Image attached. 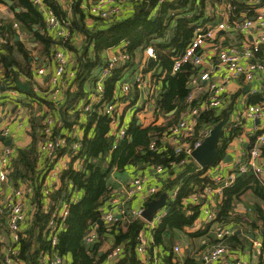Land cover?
Here are the masks:
<instances>
[{"label": "trees", "instance_id": "obj_1", "mask_svg": "<svg viewBox=\"0 0 264 264\" xmlns=\"http://www.w3.org/2000/svg\"><path fill=\"white\" fill-rule=\"evenodd\" d=\"M12 1L13 5L10 8H20V11L15 12L17 23L36 37L44 51V56L49 57V60L53 62L54 53L59 46H62V42L48 33L45 17L40 9L33 3V0ZM43 1L48 7L53 8L61 19H65L70 24L69 27L73 35L66 42V47L76 53L73 68L76 71V76L71 78L68 74L65 75L64 87L66 85V88L62 95L65 100L60 109L50 99L49 88L43 90V95L37 94L33 90L34 71L29 59L30 51L20 40L11 43L16 30L13 29L11 23L5 25V20L0 17V39H3L0 40L2 84L20 90L17 87V81L25 77L31 86L26 97L32 102L33 100L38 102L42 108L40 115L32 117L31 120V144L25 148L15 147L16 157L12 163L11 177L18 182L27 180L34 183L35 191L32 201H34L37 211L31 226L21 230V238L13 247L19 251L20 260L27 264H43V253L60 256L64 259L63 264H101L116 248H120V252L115 264H144L136 255V247L140 244V234L148 227L142 216L123 214L120 215L121 217L117 216V220L114 223H109L110 225L107 224L108 222L104 224L98 222L103 219V205L111 200L113 194V188L108 178L109 174L114 168L122 169L128 165H146L152 168L161 165L169 173L163 189L154 195L156 197L163 191L168 193L165 204L166 214L161 222L152 228L156 244L163 242V235L167 230H184L187 226H193L201 214L202 205L190 202L184 204L183 200L192 193L203 189L206 184H212L211 177L206 173L215 163L201 168L195 160L184 153L178 155L175 145L166 138L169 137L171 128L179 122L182 113L187 112L190 106L191 108H202L197 99L187 101L191 92L190 78L193 74L198 75L200 68L186 64L180 71L172 73L174 58L182 53L191 41L197 22L200 20L197 15L188 16L187 14L193 10L197 0H168L164 2L161 0H128V3L132 4V11L126 15L120 14L112 20L92 16L88 9L85 10L82 7V0L75 2L71 0L65 2L61 0ZM262 2L264 3V0ZM0 3L7 5L6 0H0ZM233 4L236 14L245 11L247 18L256 15L254 8L246 6L243 0L233 1ZM69 8L71 15L68 12ZM89 19L94 20L93 25L87 24ZM77 33L83 35L84 39L81 52L74 45ZM124 42H128L126 49L131 54L132 60L118 63L106 78L104 101L114 99L115 88L118 81H121L124 68L134 63L135 50L144 45L147 47L153 45L157 59L149 64L145 71H151L157 65L164 69V74H159L158 67L156 68L154 80L157 87L152 98L155 99L158 108L155 114L156 119L162 115L166 121L160 125L152 124L143 127L138 123V117L134 115L127 128L128 137L117 141L111 134L112 119L98 110L102 102L96 104L95 110L88 114L83 113L80 103L84 96L95 91L96 79L106 65L105 51L112 47H119ZM171 47H176V51L166 50ZM263 51L259 54L262 55ZM68 71L71 70L68 69ZM89 83L90 86H88ZM91 86L92 91L90 92ZM261 101L264 100L261 99ZM47 106L54 108L55 118L57 113L59 114V124L56 129L54 128L53 137L67 136L68 139V145L60 149L59 154H72V143H81L76 156L72 158V163L61 175L62 185L52 193V199L57 204L71 198L65 227L59 233L57 244L54 246L47 231L53 206H50L51 209L48 211L43 208L45 195L41 187L46 170L51 167L52 163L49 158H45V163L39 167L36 159L38 146L46 138L43 112L44 107ZM173 110L175 112L171 114ZM83 117L84 121H82ZM225 117L224 113L219 114L214 108L200 110L195 127V139ZM81 123H84L82 126L84 133L78 140L71 136L73 132L71 130L76 124L81 125ZM59 129L65 130L59 131ZM240 130L242 129L238 127L225 130L219 144L216 163L225 158L227 145L240 133ZM153 141L156 142L155 150L151 149ZM262 150L264 153V147ZM76 157L84 159L83 168L75 169L73 167L72 164ZM183 159H186V162L181 164ZM70 184H73L72 188H70ZM177 187L179 188L178 194L176 198H172L170 192ZM255 188L257 196L264 200V185L260 183L257 176L252 172L237 173L234 182L222 191L221 201L216 206V219L208 223L204 231L197 234L213 233L214 228L219 224L226 226L233 220L242 221L233 216L232 211L241 196L248 189ZM78 191H83L80 198L75 195ZM75 198L78 200L74 201ZM256 209L259 218L264 222V209L261 206ZM0 218L5 222V215L1 214ZM253 227L258 226L253 223ZM92 231L97 233V240L94 243L86 240V236ZM113 236L115 237L114 248L99 256L98 250L101 245ZM226 238L238 244L242 235L234 231ZM217 240L219 239L217 238ZM91 244L95 245L94 248H91ZM68 256L71 258L69 262ZM4 258V252H0V264H4ZM260 264H264V249L263 254L260 255Z\"/></svg>", "mask_w": 264, "mask_h": 264}, {"label": "built area", "instance_id": "obj_2", "mask_svg": "<svg viewBox=\"0 0 264 264\" xmlns=\"http://www.w3.org/2000/svg\"><path fill=\"white\" fill-rule=\"evenodd\" d=\"M62 1V0H61ZM73 2L78 0H71ZM83 1V0H82ZM168 0H161V2ZM128 0H90L87 6L88 12L97 18L112 20L118 15L123 13L124 5ZM33 3L40 9L45 17V25L48 33L55 39L62 42L54 53V61L56 68L51 72L48 88L49 97L56 104L62 99L65 75L69 77H75L76 71H68V66L75 63V57L72 51L66 47V42L73 35L69 27V22L65 19H61L53 8L48 7L43 0H33ZM250 7L254 8L256 15L251 18H244L243 20L233 19L230 22H220L217 26H210L209 24L203 23L200 20L197 22L195 27L194 36L188 43L182 53L174 58L172 66V73L180 71L184 65L192 64L196 67H201L205 62V56L201 50L204 48L208 41L212 39L218 30H227L230 32L241 33L246 37V41L242 46L236 44H229L222 47L218 53V64L220 67H225L231 77L235 79H243L247 82L258 81L261 84V89L264 91V62L259 60V53L264 50V3L262 0H247ZM75 37V36H74ZM128 42H124L118 49L112 47L106 50L105 54V67L99 73L95 82V91L92 94H88L83 97L80 103V108L83 113H89L95 110V105L102 102L98 108L99 112L110 117L113 121L111 126V134L115 136L117 141H120L128 137L127 128L122 125L120 121V110L119 104L115 101V98L111 101H104V81L110 75L111 71L116 67L118 63L130 62L132 60L131 54L127 51L126 47ZM146 53L151 59H157V55L153 46L146 48ZM146 62V61H145ZM147 63V62H146ZM142 65H145L144 63ZM218 66V67H219ZM146 66H141L139 73L135 76L134 82L126 81L122 84L121 91L124 95L130 93L133 87L144 90V98H138L133 104L132 99H126L123 103L126 105L134 106V115L138 117L140 121H147L149 117L156 119L155 114L158 111L155 99L152 98L156 91V83L154 80V74L151 71H145ZM1 72V70H0ZM47 72L46 67L38 69L39 74H45ZM150 75V77L148 76ZM2 74L0 73V91L2 86ZM207 84V90L209 93L208 100L205 105L199 107H189L188 111L182 113L179 122L171 128V133L168 140H170L176 147V153L178 155L184 153L186 156L193 158V152L198 148L205 137L208 134V130L203 132L200 137L195 139V127L197 125V117L202 109H217L221 107L223 103V91L224 87L218 85L211 79L210 71H200L198 75L193 74L190 78L189 86L191 92L187 101H193L196 99V94L201 88V83ZM34 90L37 91L38 87L33 86ZM5 94V100H19L21 101L22 92L14 87H6L1 91ZM264 94V92H263ZM4 104V101L0 99V107ZM44 125L46 138L42 143L39 144L36 152V159L39 163V167H42L45 163V158L51 160V167L46 170L44 182L42 184V191L45 195L44 209L50 210V206H53L51 217L48 223L47 231L48 236L51 240L52 245H56L58 241L59 233L65 227V220L69 214L70 199L67 198L65 201L59 204L55 203L52 199V193L54 190L62 185L61 175L65 169H67L72 163V158L75 157L81 147L80 142L72 143L71 148L73 149L72 154L60 155L59 150L63 149L68 145L67 136H56L53 137L55 128V115L54 108L47 106L44 107ZM264 115V101L261 103H249L246 108L242 111L232 112L230 115V124L228 128H242L243 122L248 117H261ZM21 123V122H20ZM72 137H82L84 131L83 128L76 124L73 127ZM13 136L10 125H0V183H11L12 177V163L16 157V149L13 145L5 143L7 138ZM264 147V128H262L256 136V140L249 151V159L246 162L241 160L237 161L233 165V173L229 177H223L216 174L211 177L212 184L208 183L203 189L192 193L187 199L183 200L184 204L188 202L195 205H202L206 224L211 223L216 219L215 210L211 209L210 204L213 201V195L215 193L222 194L225 187L231 185L236 177L237 173L245 174L252 172L259 179L260 183L264 185V164L259 162L262 156V148ZM151 149H156V142L153 141ZM186 159L181 161V164L185 163ZM84 159L76 157L73 162L75 169L83 168ZM202 168V166L200 165ZM155 170L159 173L165 171V169L158 165ZM61 182L58 187L57 184ZM148 179L146 176H138L132 180L131 185L127 188V196L134 197L140 195L144 203L151 198L152 195L156 194L159 190L155 186H150L147 191L145 190ZM73 184H70V188ZM34 183L31 181L23 180L18 187L9 193L3 202L0 203V215H5V221L10 231L11 243L9 247H6L4 252V264H19L22 263L18 257L19 251L13 246L19 242L21 236L20 232L23 229V224L27 222V200L33 198L34 194ZM179 188H174L170 192L172 198H176ZM77 201L78 199H73ZM144 205L136 209H127L121 207L118 213L109 212L104 214L103 220L108 223H114L117 220V215L127 216H142L144 211ZM166 214V211L158 212L153 221L150 222V228H155L161 219ZM216 236L219 240H224L228 235L232 234L234 230L225 225H216L215 227ZM86 240L90 243H94L97 240L96 231L90 232L86 236ZM254 246L256 251L255 256L263 254L264 241H255ZM178 249V248H176ZM140 253H145L147 247L141 244L138 247ZM120 248H116L110 255L111 264H113L118 257ZM229 249L226 245L218 244L213 248H206L202 252V258L205 262L220 261V264H230L228 260ZM43 264H63V259L51 253H43ZM239 264H243L239 262ZM246 264V263H244Z\"/></svg>", "mask_w": 264, "mask_h": 264}, {"label": "crops", "instance_id": "obj_3", "mask_svg": "<svg viewBox=\"0 0 264 264\" xmlns=\"http://www.w3.org/2000/svg\"><path fill=\"white\" fill-rule=\"evenodd\" d=\"M65 2L66 0H62ZM233 1L237 0H197L193 10L187 12L189 15H197L200 17V21L210 26H217L220 22H230L233 19L243 20L247 17V12L240 11L235 12V6ZM245 5L249 6L247 0H243ZM90 0H83L82 7L87 10V6L89 5ZM13 5V4H11ZM8 3L7 5L0 3V17H2L5 21L4 24H10L13 29L16 30L14 38H12L11 43H14L15 40H20L25 45V47L30 51V60L32 63V69L34 71V77L32 81L33 85L39 86L40 89L48 88V81L52 71L56 68L55 61L49 60L44 56V51L41 49V44L37 42L35 36L31 34V32L24 30L20 24L17 23L15 19V12L20 11L19 7L10 8ZM65 6V5H64ZM132 4L126 3L124 5L123 13L126 15L128 12L132 11ZM71 15V9L68 10ZM122 13V14H123ZM182 16V15H181ZM94 20L89 19L87 24L93 25ZM13 24V25H12ZM176 25V23H174ZM6 30V28H5ZM1 37V36H0ZM1 41L3 39H0ZM81 41L84 43L83 35L77 33V37L75 39V47L79 52L82 51V47L80 46ZM246 41V37L241 33L230 32L227 30H218L217 34L208 41L207 45L202 48V54L205 56V62L200 67V71L209 70L211 79L215 81L218 85L224 87L223 91V103L221 107L217 108V112L219 114L224 113L225 116L230 112L242 111L246 108L249 103H261V99L264 100L263 90L261 89V84L258 81L247 82L243 79H235L230 76L229 71L225 67H220L218 64V53L222 47H225L229 44H236L238 46H242ZM157 42V41H155ZM164 43V42H163ZM153 46V45H149ZM60 47V46H59ZM58 47V48H59ZM147 46L138 47L135 50L134 63L127 68H124L122 72L121 81H118L114 98L115 101L119 104L120 110V121L123 126L128 128L134 116V106L132 105L138 98H144V90L139 89L137 87H133L130 93L124 95L121 91L122 84L126 81L134 82L135 76L139 73L141 66L148 67L155 59H151L146 53ZM118 49V47L114 48ZM73 55L76 57V53L74 50L70 49ZM167 51L174 52L176 51V47H171L166 49ZM166 52V51H165ZM106 54V51L104 55ZM259 60L264 62V51L262 55H260ZM147 63H146V62ZM145 65H142V64ZM1 66V61H0ZM219 66V67H218ZM46 67L47 72L45 74H38L37 68ZM157 66H154L151 69V72L154 74ZM74 64L69 65L68 69L73 70ZM2 71V68L0 67ZM149 71V70H147ZM158 73L164 74L163 67H158ZM155 75V74H154ZM150 77V75H148ZM164 78V77H162ZM21 82L27 83L28 80L25 77H22ZM29 84V89H30ZM5 88V85L2 84L1 91ZM159 88L161 89V81L159 80ZM158 88V90H159ZM20 89V88H19ZM0 91V99L4 101V104L0 107V124L10 125L13 136L7 138V140H11L10 145H14L16 148H25L28 147L32 138L30 136L31 131V120L32 117L36 115H40L41 105L38 102H33L28 99L24 94H22L21 101L19 100H5V94H2ZM23 93V90L20 89ZM92 91V86L91 90ZM36 92V91H35ZM38 94V93H37ZM40 94V93H39ZM209 93L207 90V84L205 82L201 83V88L196 94V99L200 105H205L208 100ZM132 99L131 105H126L123 103L126 99ZM64 98H62L56 106L61 108L62 103L64 102ZM59 114L57 113V117L55 118V129L58 127ZM44 116V115H43ZM226 118V117H225ZM84 117L82 121H84ZM166 121L164 116H160L157 119H153L149 117L147 121H140L138 123L143 127L152 125V124H163ZM21 122V123H20ZM85 123V122H84ZM84 123H81V127ZM231 126L230 122H228L224 126V130H228ZM264 128V115L261 117H248L244 120L242 125V130L240 133L230 140L229 144L226 148V155H230L231 158H225L208 169L206 175L212 177L216 174L221 176L229 177L233 173V165L241 160L242 162H246L249 159V151L256 140V136L259 131ZM231 129V128H230ZM65 130V129H64ZM63 129L59 131H64ZM73 131V130H71ZM221 143V141H220ZM259 162L264 164V153L262 150V156L259 159ZM138 176H146L148 179L145 190L150 186H155L158 188V192L163 189V185L165 180L169 177V173L165 170L162 173H159L150 166L146 165H128L125 168L119 169L114 168L109 174V182L111 187L113 188V194L111 200L107 201L103 205V217L104 214L113 212L118 213L121 207H125L127 209H136L142 205L146 207V203L142 200L140 195H136L134 197L127 196V188L132 183V180ZM11 183H0V203L6 198V196L11 193L14 188L18 187L22 182H18L17 180H11ZM18 182V183H17ZM61 182L57 184L59 187ZM166 192V191H163ZM162 194V193H161ZM160 194V195H161ZM168 194V193H167ZM78 198L83 195V191H78L75 194ZM155 195V194H154ZM151 198H157L160 195H157ZM222 194L215 193L213 195V201L210 204L211 209L216 211L217 203L221 201ZM152 198V199H153ZM44 203L46 202L45 198H43ZM27 216L28 220L23 224V228H28L31 226L32 221L34 220L36 209L34 205V201L31 198L27 200ZM261 206L264 209V200L256 194L255 189H248L237 201L232 214L236 216V218L242 220L237 221L233 220L227 227L232 228L237 233L242 235L239 243L232 242L230 239L226 238L223 241L217 240L215 234V228L213 233H202L197 234L200 231L205 230L206 219L203 210H201L200 216L196 219L193 226H187L184 230H167L163 235V242L156 244L154 239V234L152 231V227L150 221H146L147 228L144 229L140 234V244L136 247V255L137 258L141 260L144 264H220V261H211L205 262L202 258V252L206 248H213L218 244L226 245L229 249V253L227 255L230 264H260V256H255L254 252L256 248L254 246L255 241H261L264 239V222L259 218V214L257 212L256 207ZM44 208V207H43ZM145 209V208H144ZM166 208H162L159 212L166 211ZM253 223L257 224L258 227H253ZM109 224V223H107ZM110 225V224H109ZM96 227V226H95ZM247 237L248 239H246ZM114 239L115 237H111L107 239L99 248L98 254L102 256L103 254L109 252L112 248H114ZM11 243L10 231L8 229V225L2 221L0 218V252H5L6 247H9ZM144 244L147 247V251L145 253H140L138 251V247ZM235 246H234V245ZM95 245L91 244V248H94ZM178 248V249H176ZM123 250L120 253V258L122 256ZM125 254V253H124ZM123 254V255H124ZM67 258V257H66ZM68 262L71 260L70 256H68ZM64 263V259H63ZM110 258H106L101 264H111ZM116 261L113 263L115 264ZM19 264H27L26 262H22Z\"/></svg>", "mask_w": 264, "mask_h": 264}, {"label": "water", "instance_id": "obj_4", "mask_svg": "<svg viewBox=\"0 0 264 264\" xmlns=\"http://www.w3.org/2000/svg\"><path fill=\"white\" fill-rule=\"evenodd\" d=\"M6 3L11 5L13 4V1L6 0ZM17 87L24 92H29V84L23 83L20 80L17 81ZM174 112L175 110H173L171 114H173ZM231 113L232 112L227 113L226 118L221 120L220 122L215 124L213 122L214 125L208 129V134L203 140L202 144L194 150L193 158L202 167L216 163L219 154V144L225 133L224 126L229 122ZM7 143L10 145L11 140H7ZM228 157L231 158L230 155H227L225 157V160H227ZM167 197V192H163L159 197L149 200L146 203L144 211L142 212V217L146 221H153L155 215L165 207ZM117 216L121 217L120 215ZM98 223L104 224L105 221L103 219H100Z\"/></svg>", "mask_w": 264, "mask_h": 264}, {"label": "rangeland", "instance_id": "obj_5", "mask_svg": "<svg viewBox=\"0 0 264 264\" xmlns=\"http://www.w3.org/2000/svg\"><path fill=\"white\" fill-rule=\"evenodd\" d=\"M82 44H83V41H81V44H80V46L82 47ZM39 68H37V70H38ZM39 74V73H38ZM34 86V85H33ZM88 86H90V83L88 84ZM38 87V86H37ZM65 88H66V85H65V87H64V92H65ZM33 90H34V87H33ZM43 90L44 89H42V87H41V89H40V86H39V91L37 90L36 91V93H40L39 95H43L44 93H43ZM35 91V90H34ZM25 93V95L28 93V92H24L23 91V93L22 94H24ZM27 96V95H26ZM144 96H145V93H144ZM1 125V124H0Z\"/></svg>", "mask_w": 264, "mask_h": 264}]
</instances>
